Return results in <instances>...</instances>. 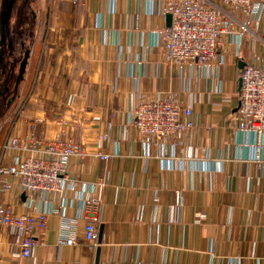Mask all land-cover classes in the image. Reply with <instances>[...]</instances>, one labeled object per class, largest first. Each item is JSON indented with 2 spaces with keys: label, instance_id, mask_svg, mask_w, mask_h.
I'll use <instances>...</instances> for the list:
<instances>
[{
  "label": "crops",
  "instance_id": "crops-1",
  "mask_svg": "<svg viewBox=\"0 0 264 264\" xmlns=\"http://www.w3.org/2000/svg\"><path fill=\"white\" fill-rule=\"evenodd\" d=\"M169 1L45 0L46 21L34 16L39 38L29 45L22 106L0 124V159L3 145L31 132L45 142L64 135L85 153L71 160L73 188L62 193L30 200L17 181L0 178V202L14 213H49L29 260L0 226V264H95L98 249L99 264H264V137L256 163L257 140L237 130L236 117L240 64L264 67V6L245 35L221 37L205 68L172 63L159 46ZM234 20L236 29L244 17ZM160 95L192 110L195 128L175 149L148 145L132 125L137 105ZM103 134L107 161L96 157ZM20 156L7 151L3 162ZM87 197L101 204L94 248L84 238ZM139 205L146 209L141 223ZM73 218L76 244H58L64 219Z\"/></svg>",
  "mask_w": 264,
  "mask_h": 264
},
{
  "label": "built area",
  "instance_id": "built-area-1",
  "mask_svg": "<svg viewBox=\"0 0 264 264\" xmlns=\"http://www.w3.org/2000/svg\"><path fill=\"white\" fill-rule=\"evenodd\" d=\"M261 0H171L165 12L171 15V26L160 32L159 46L166 58L177 64H199L208 68L218 56V47L223 35H245L257 21L263 10ZM241 15L244 21L235 29L234 16ZM241 90L236 113L237 130L254 135L257 144L253 161L262 162V138L264 137V67L254 63L246 64L240 74ZM192 110L184 107L174 98L158 96L142 100L131 115L132 125L139 138L148 145L163 147L170 142L172 148L178 146L181 136L192 131L195 123L191 120ZM61 135L54 140L40 141L35 134L10 139L3 145L0 159V178H11L18 182L19 189L28 199L40 194L44 197L52 193H62L73 188L68 177L71 160L81 156L83 150L70 139ZM107 135H99L96 157L102 161L109 159L102 149L107 144ZM7 151H20L23 156L13 163L5 164ZM5 187V186H4ZM9 188V187H6ZM5 188V189H6ZM4 190V188H3ZM181 205L180 193L176 194L174 214ZM100 200L87 197L83 201V213L89 215L85 225V241L91 248L98 240L96 215ZM145 206L136 209L135 221L145 218ZM49 213L39 210L36 214H16L0 202V226L6 227L19 248V257L29 260L47 232ZM79 218L64 219L58 244L73 246L78 239Z\"/></svg>",
  "mask_w": 264,
  "mask_h": 264
},
{
  "label": "rangeland",
  "instance_id": "rangeland-1",
  "mask_svg": "<svg viewBox=\"0 0 264 264\" xmlns=\"http://www.w3.org/2000/svg\"><path fill=\"white\" fill-rule=\"evenodd\" d=\"M9 1L0 0V124L22 106L18 97L21 83L18 90H15L19 66L25 51L29 49V45L36 37L34 16L41 14V24L46 21L48 14V5L45 6V0H15L9 29L3 34L2 15ZM38 38L39 36L36 37ZM4 112L7 114L5 115Z\"/></svg>",
  "mask_w": 264,
  "mask_h": 264
},
{
  "label": "water",
  "instance_id": "water-1",
  "mask_svg": "<svg viewBox=\"0 0 264 264\" xmlns=\"http://www.w3.org/2000/svg\"><path fill=\"white\" fill-rule=\"evenodd\" d=\"M14 4H15V0H10L8 5L6 6L5 11L3 12V15H2V32H3V34L6 30L9 29V21H10V16H11ZM171 21H172L171 15H168L167 24L169 27L171 26ZM29 58H30V51L26 50L24 53L23 60L21 61L20 66H19V72H18V76L16 79L15 90H18L19 84L24 79V75L26 73ZM243 66H244L243 64H240V68L243 69ZM240 90H241V82H240ZM99 254H100V249L97 250L95 264H99Z\"/></svg>",
  "mask_w": 264,
  "mask_h": 264
}]
</instances>
